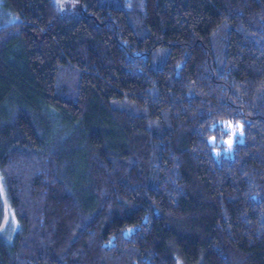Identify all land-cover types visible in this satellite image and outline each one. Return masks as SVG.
I'll list each match as a JSON object with an SVG mask.
<instances>
[{
    "label": "trees",
    "instance_id": "trees-1",
    "mask_svg": "<svg viewBox=\"0 0 264 264\" xmlns=\"http://www.w3.org/2000/svg\"><path fill=\"white\" fill-rule=\"evenodd\" d=\"M1 3L0 264H264V0Z\"/></svg>",
    "mask_w": 264,
    "mask_h": 264
},
{
    "label": "rangeland",
    "instance_id": "rangeland-1",
    "mask_svg": "<svg viewBox=\"0 0 264 264\" xmlns=\"http://www.w3.org/2000/svg\"><path fill=\"white\" fill-rule=\"evenodd\" d=\"M0 4L1 0H0ZM0 5V25H6L10 21H15L17 18L9 14L8 11L1 9ZM221 129L223 135L209 138V143L214 145L213 155L216 156L220 153L223 156H228L234 142H238L242 139L241 123L222 122ZM218 145V146H217ZM0 209H1V223H0V237L7 242H12V237L19 228V221L16 218L13 209L10 207L9 199L7 198L6 187L4 185V178L0 173Z\"/></svg>",
    "mask_w": 264,
    "mask_h": 264
}]
</instances>
